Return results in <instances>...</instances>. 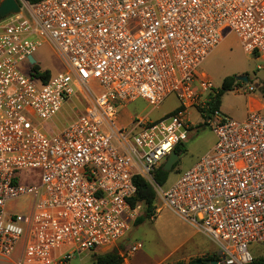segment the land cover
Instances as JSON below:
<instances>
[{
	"label": "built area",
	"instance_id": "1",
	"mask_svg": "<svg viewBox=\"0 0 264 264\" xmlns=\"http://www.w3.org/2000/svg\"><path fill=\"white\" fill-rule=\"evenodd\" d=\"M17 1L20 13L0 21V256L72 264L114 250L137 221L130 200L141 177L217 246L219 264H252L251 247L264 244V116L207 115L217 88L200 70L228 34L264 69V0ZM46 44L67 70L44 82L34 68L47 70L35 59ZM170 96L179 105L162 118L119 124L127 104L154 109ZM73 98L84 110L51 127ZM191 110L216 143L165 188L155 172L189 139ZM27 171L39 182L24 184ZM24 196L29 213L9 214L7 203Z\"/></svg>",
	"mask_w": 264,
	"mask_h": 264
},
{
	"label": "rangeland",
	"instance_id": "2",
	"mask_svg": "<svg viewBox=\"0 0 264 264\" xmlns=\"http://www.w3.org/2000/svg\"><path fill=\"white\" fill-rule=\"evenodd\" d=\"M35 59L52 75L64 73L67 70V66L59 54L48 44L44 45L35 54ZM261 65H263V60L245 53L238 38L231 35L205 61L200 72L211 80L214 88L218 89L221 88L223 80L227 76L248 77V83L238 79L240 85L234 91L226 93L222 98V112L232 119L239 120L246 112L248 96L250 94L261 95L260 87L264 82V69L260 68ZM19 67L25 74H29L27 62L21 63ZM93 85H95L94 82ZM250 88H253V90L250 91ZM178 105L179 101L175 96H170L154 109L149 107L146 102L139 100L120 109L119 124L125 125L132 115L139 113H149V119L157 120L175 110ZM84 107L85 103L83 101L73 98L66 108L68 113L65 117H58L50 126L54 129L62 128L67 118H74L84 110ZM198 111L200 112V110ZM262 114L264 116V112ZM189 118L193 123V128L189 139L183 144L184 150L181 152L180 160L174 165L173 171L170 172L169 179L164 185L165 188L173 185L182 173L195 166L216 143L215 134L208 125H205L203 117L197 111L191 110ZM22 175L24 184L39 182L38 171H27L23 172ZM31 203V197H20L7 203V211L9 214L27 215ZM136 208L138 209V219L145 214V206L139 203ZM160 208L162 210L158 212L157 210ZM126 239L128 241H123L118 245L122 248V251L127 250L128 253L134 244L141 243L143 249L140 251L149 260L160 261L166 259V261H169L168 264H177L178 258L181 257H185V261L197 258L206 259L207 256L216 251V245L208 238L171 210L163 208L158 197H156L155 215L151 218H144L140 224H135ZM251 251L255 258L264 257V244L253 245ZM189 256L192 258L188 259ZM92 260L93 257L87 263L82 264L91 263Z\"/></svg>",
	"mask_w": 264,
	"mask_h": 264
},
{
	"label": "trees",
	"instance_id": "3",
	"mask_svg": "<svg viewBox=\"0 0 264 264\" xmlns=\"http://www.w3.org/2000/svg\"><path fill=\"white\" fill-rule=\"evenodd\" d=\"M32 2H38L40 0H31ZM34 71L40 75L44 82L48 81L51 77V72L49 70H45L43 73H40V68L36 66ZM240 85V82L237 76H227L222 83L221 88H217L209 95V101L207 104V115L211 114L215 110H219L222 103L223 96L235 90ZM260 92L264 98V82L263 85L260 87ZM184 150L183 144L178 145L175 148V152L181 156V152ZM164 164V163H163ZM163 164H161L155 172V181L160 186H164L170 176V173H167L163 170ZM135 184L137 186V193L134 198L130 200V203L133 207H136L137 204L142 203L145 206V215L139 217L135 224H140L143 222L144 218H151L155 215L156 209V192L153 187L146 181L144 178L138 177L135 179ZM118 250L121 252L116 254L114 250L109 251L107 253L95 255L92 262L88 264H122L126 255L122 254V248L118 246ZM200 258L190 260L188 263L184 261H179L177 264H210L207 261L219 260V256L217 253H213L206 257V259H201L202 262L199 263L198 261ZM252 264H264V257H258L254 259Z\"/></svg>",
	"mask_w": 264,
	"mask_h": 264
},
{
	"label": "crops",
	"instance_id": "4",
	"mask_svg": "<svg viewBox=\"0 0 264 264\" xmlns=\"http://www.w3.org/2000/svg\"><path fill=\"white\" fill-rule=\"evenodd\" d=\"M2 0H0L1 2ZM233 34H228L226 38H228L229 36H231ZM225 41V40H224ZM223 43V42H222ZM219 48V47H218ZM217 48V49H218ZM216 49V50H217ZM215 50V51H216ZM222 104V103H221ZM220 110H221V107H220ZM222 111V110H221ZM251 112H260V113H263L264 112V98L262 96V94L260 96H257L255 94H250L247 98V109H246V112L244 114V116L239 119V120H244ZM141 113L139 114H135V115H132L128 122L123 125V126H126L128 125L131 120L136 116V115H140ZM165 208V207H163ZM162 208L158 209L157 211L158 212H161ZM145 215V214H144ZM182 219V218H181ZM184 221H186L189 225H191L192 227H194L196 230L197 228L189 221L183 219ZM198 231V230H197ZM126 241H128V239H126ZM213 243V242H212ZM214 244V243H213ZM215 245V244H214ZM127 251V250H126ZM126 251H122V254L125 255V252ZM105 253V252H104ZM121 253V252H120ZM214 253H217L218 254V248L216 246V251H214ZM19 251L17 250L13 256L11 257H4V256H0V264H19L18 263V258H19ZM99 254H103V253H90L88 255H85L83 258H76L73 260L72 264H82V263H87L89 261V259H91V257L94 258L95 255H99ZM213 254V253H212ZM211 255V254H210ZM169 258V256H168ZM192 258L191 256L188 257V259ZM185 257H181V258H178L177 262L179 261H184L185 263H188L190 260H193V259H190L189 261H185L184 260ZM169 261H166V259H162L160 261H152L151 259L149 260L146 255L142 254L141 251L139 252H136L134 254H128L126 255L125 259H124V262L122 264H168Z\"/></svg>",
	"mask_w": 264,
	"mask_h": 264
},
{
	"label": "water",
	"instance_id": "5",
	"mask_svg": "<svg viewBox=\"0 0 264 264\" xmlns=\"http://www.w3.org/2000/svg\"><path fill=\"white\" fill-rule=\"evenodd\" d=\"M21 11L20 5L18 3L17 0H2L0 2V21L5 19L6 17L10 16V15H16L19 14ZM30 61L32 63H35V59L34 58H30ZM239 80L248 83V77H242V78H238ZM180 160V156L173 151L169 157L165 160L164 164H163V170L167 173H170L173 171L174 165ZM114 252L116 254H119L120 251L118 250V247L114 248ZM199 263L202 262V260L200 259L198 261ZM210 264H219L218 261L213 260V261H207Z\"/></svg>",
	"mask_w": 264,
	"mask_h": 264
}]
</instances>
